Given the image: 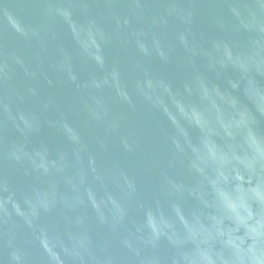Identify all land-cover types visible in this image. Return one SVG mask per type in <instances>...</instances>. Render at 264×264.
Here are the masks:
<instances>
[{
    "label": "water",
    "instance_id": "1",
    "mask_svg": "<svg viewBox=\"0 0 264 264\" xmlns=\"http://www.w3.org/2000/svg\"><path fill=\"white\" fill-rule=\"evenodd\" d=\"M0 264H264V0H0Z\"/></svg>",
    "mask_w": 264,
    "mask_h": 264
}]
</instances>
